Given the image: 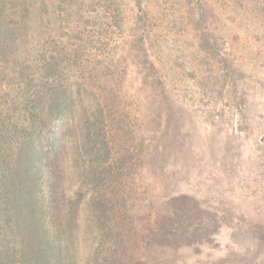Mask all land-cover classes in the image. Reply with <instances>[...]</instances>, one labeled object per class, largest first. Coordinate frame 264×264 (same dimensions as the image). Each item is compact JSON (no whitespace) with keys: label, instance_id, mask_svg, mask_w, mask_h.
I'll list each match as a JSON object with an SVG mask.
<instances>
[{"label":"rangeland","instance_id":"1","mask_svg":"<svg viewBox=\"0 0 264 264\" xmlns=\"http://www.w3.org/2000/svg\"><path fill=\"white\" fill-rule=\"evenodd\" d=\"M54 3L44 19L76 13L53 37L66 60L85 44L77 77L107 96L113 146L138 157L124 183L129 206L117 209L127 216L120 239L135 240L146 264H264V0ZM176 194L218 219L207 242L152 236Z\"/></svg>","mask_w":264,"mask_h":264},{"label":"trees","instance_id":"2","mask_svg":"<svg viewBox=\"0 0 264 264\" xmlns=\"http://www.w3.org/2000/svg\"><path fill=\"white\" fill-rule=\"evenodd\" d=\"M49 5L0 0V264H146L135 240L120 239L127 216L117 214L129 206L124 183L138 157L113 146L107 96L77 77L85 44L66 60L55 39L76 11L46 20ZM169 207L152 228L159 245L207 242L219 227L187 194Z\"/></svg>","mask_w":264,"mask_h":264}]
</instances>
